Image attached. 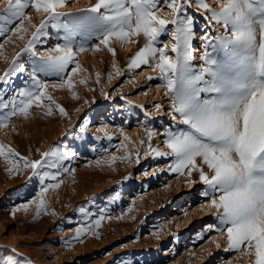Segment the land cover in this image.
Segmentation results:
<instances>
[{"label": "snow or ice", "instance_id": "snow-or-ice-1", "mask_svg": "<svg viewBox=\"0 0 264 264\" xmlns=\"http://www.w3.org/2000/svg\"><path fill=\"white\" fill-rule=\"evenodd\" d=\"M217 3L219 10L206 0H96L89 9L83 10L87 15L64 19L72 16L59 11L67 7L68 0H7L4 12L0 13V37L4 38L0 49L12 36L24 39L22 34L28 32L26 21L35 31L0 74V84L14 82L13 77L20 73L28 76L26 86L11 96L0 89V112L3 113L0 128L7 127L13 117L27 118L33 106H47L48 116L54 111L67 116L63 106L56 105L53 109L49 82L43 77L59 79V84L51 83L53 89L66 86L71 90L73 74L83 71L79 55L89 50L99 51L103 46L115 56L113 40L121 45L136 43L132 38L143 35L146 43L131 57L128 69L150 66L153 71H159L163 81L160 87L169 97L168 112L176 122L161 133L166 152L152 146L156 132L145 125L148 151L144 154L172 157L168 165L170 173L186 175V185L197 182L205 185L201 210L214 211L216 221L206 225V231L226 237L224 251L253 257V264H264V0H217ZM165 6L168 17L158 14ZM193 7L202 15L207 29L199 37L204 51L198 66L193 63L196 21L188 14V9ZM28 9L44 16L39 25L32 24ZM213 24L220 25L223 32L213 33ZM50 29H57L62 43L41 55L36 51L37 46L47 42ZM165 34L170 35L171 43L161 41L160 37ZM92 39L97 42L89 44ZM25 54L29 56L27 62L22 59ZM117 74L122 75L119 71ZM96 82L99 83V73ZM103 95L105 99L111 98L110 93ZM73 98H79L75 92ZM162 107V104L155 105L157 110ZM79 127L81 132H87L89 125ZM96 131L103 133L108 141L115 135L107 124L98 126ZM118 132L124 140L129 139L122 127ZM99 139L95 137L92 142ZM140 143L143 146L146 142ZM125 151L128 152L126 147ZM0 156L8 159L9 173L31 169L33 177L38 178L41 187L37 196L20 206L26 211L29 204H35L37 218L41 212L49 214L46 194L61 186L63 174L75 171L68 164L77 158L74 152L52 146L40 153L39 159L32 160L3 144H0ZM140 156L137 149L135 163H140ZM117 159L112 155L107 163L110 166ZM125 159H132L131 152ZM95 163L99 166L101 159ZM194 173L198 174V181L193 178ZM80 211H85L82 206ZM123 215L116 218L121 219ZM106 219L112 217L107 209L101 208L94 219L78 223L76 235L67 243L83 242L88 235L97 236ZM153 234L159 239L158 232ZM209 240L220 248L215 239L209 237ZM9 252L14 253L15 249ZM17 255L0 257V264H27L24 259H17ZM227 264H231L230 259Z\"/></svg>", "mask_w": 264, "mask_h": 264}, {"label": "rangeland", "instance_id": "rangeland-1", "mask_svg": "<svg viewBox=\"0 0 264 264\" xmlns=\"http://www.w3.org/2000/svg\"><path fill=\"white\" fill-rule=\"evenodd\" d=\"M95 2L68 0L67 7L59 11L72 14L64 19L84 16L88 13L83 10ZM206 2L219 10L217 0ZM6 6L7 0H0V13ZM26 11L34 25L44 19L32 9ZM158 14L168 17L169 10L165 6V10ZM188 14L196 21L193 63L198 66L202 63L200 55L204 51L199 37L207 29L196 8H189ZM25 25L28 32L22 34L24 39L12 36L0 49V74L8 68L15 53L31 39L35 29L27 21ZM49 31L47 42L37 46L36 51L41 55L62 43L57 29ZM212 31L222 33L223 28L213 24ZM3 39L0 37V41ZM132 39L137 42L121 45L113 40L111 46L116 51L115 56L103 46L99 51L89 50L79 55L83 71L73 74L74 88L71 90L66 86L53 89L51 83L59 84V79L56 76L43 77L49 82L53 109L61 105L67 116L55 111L48 116L47 106H33L27 118L13 117L7 127L0 128V144L10 146L29 159H39L40 153L52 146L69 150L77 156L68 164L75 171L63 174L61 186L46 194L49 214L41 212L38 218L35 204H29L26 211L20 207L37 196L41 187L38 178L33 177L31 169L18 174L9 173L8 159L0 156V257L18 254L16 258L24 259L27 264H227L229 259L231 264H253V257L224 251L226 237L215 231H206V225L216 223L214 211L201 210L204 203L201 193L206 186L200 182L186 185V175L170 173L168 165L172 157L156 158L144 154L148 151L145 125L155 129L152 146L166 152L168 149L161 133L176 122L168 112L169 97L160 87L163 81L159 78V71H153L150 66L128 69L131 57L146 43L143 35ZM160 39L164 43L172 42L168 34ZM96 42L92 39L89 44ZM169 55H172L170 50ZM22 59L27 62L28 54ZM118 71L122 75H118ZM97 73L99 83L96 82ZM149 76L154 79L148 80ZM85 79L87 83H80ZM13 81L0 84V89L8 96L26 86L28 76L20 73L13 77ZM73 92L78 99L73 98ZM103 93H110L111 98L105 99ZM157 104L163 107L157 110ZM82 124L89 125L87 132H81L79 125ZM102 124H107L115 133L112 141L96 131ZM121 127L128 140L119 134ZM95 137L100 139L93 143ZM141 140L146 142L145 145H141ZM125 147L132 154L131 160L125 159L128 155ZM137 149L141 152L139 164L135 163ZM112 155L119 159L109 166L107 159ZM97 159H101L99 166L95 163ZM193 178L198 181V174L194 173ZM81 206L84 213L80 211ZM178 207L182 210L179 211ZM101 208L107 209L112 219L102 222L98 235H88L83 242L67 243L76 235L78 223L94 219ZM122 213L123 218L117 219ZM155 232L159 233V239L153 234ZM201 235L204 239H200ZM209 237L215 239L220 248ZM10 249L15 252L10 253Z\"/></svg>", "mask_w": 264, "mask_h": 264}, {"label": "bare ground", "instance_id": "bare-ground-1", "mask_svg": "<svg viewBox=\"0 0 264 264\" xmlns=\"http://www.w3.org/2000/svg\"><path fill=\"white\" fill-rule=\"evenodd\" d=\"M201 56V55H200ZM158 87L156 88V92L158 93ZM179 211H181L182 209L180 207H178Z\"/></svg>", "mask_w": 264, "mask_h": 264}]
</instances>
